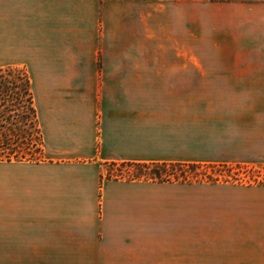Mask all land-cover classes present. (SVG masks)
<instances>
[{
  "label": "crops",
  "instance_id": "obj_1",
  "mask_svg": "<svg viewBox=\"0 0 264 264\" xmlns=\"http://www.w3.org/2000/svg\"><path fill=\"white\" fill-rule=\"evenodd\" d=\"M124 21L104 0H0V69L28 74L44 154L56 155L0 162V264H211L243 248L219 236H142V181L103 178L106 163L171 157L164 129L174 105L182 118L188 109L173 97L217 89L206 66L224 64L131 56ZM33 81L49 82L42 116ZM249 248L251 264H264V236Z\"/></svg>",
  "mask_w": 264,
  "mask_h": 264
},
{
  "label": "rangeland",
  "instance_id": "obj_2",
  "mask_svg": "<svg viewBox=\"0 0 264 264\" xmlns=\"http://www.w3.org/2000/svg\"><path fill=\"white\" fill-rule=\"evenodd\" d=\"M104 1L114 5L116 15L124 14L131 56H195L224 63L206 66L210 71L204 74L218 78L220 87L194 98L173 97L181 108L185 103L187 117L174 105L171 128L163 132L173 146L171 157L154 162L179 163L190 182L138 180L142 236H219L243 248L221 250L209 263L251 264V236H264V0ZM60 83L71 88L75 82ZM33 86L42 116L49 82L33 81ZM82 86L92 88L91 82ZM55 157L44 154L43 142L40 154L12 161ZM123 163L104 164L103 178L110 174L129 181L142 172Z\"/></svg>",
  "mask_w": 264,
  "mask_h": 264
},
{
  "label": "trees",
  "instance_id": "obj_3",
  "mask_svg": "<svg viewBox=\"0 0 264 264\" xmlns=\"http://www.w3.org/2000/svg\"><path fill=\"white\" fill-rule=\"evenodd\" d=\"M42 144L43 135L28 74L19 69H0V160L10 162L13 159H25L28 155L33 158L42 152ZM124 163L138 167L142 171L132 176V180L144 178L163 183L174 178L177 181L181 179L183 182H190L186 171L179 163ZM190 167L195 169V165ZM199 174L194 172V177H198ZM111 177L110 174L107 175V179ZM131 179L129 181H132Z\"/></svg>",
  "mask_w": 264,
  "mask_h": 264
}]
</instances>
